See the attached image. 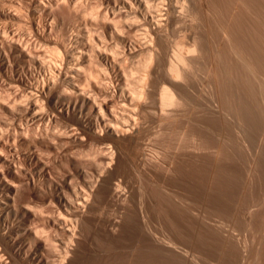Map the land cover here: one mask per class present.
<instances>
[{
  "label": "bare ground",
  "instance_id": "6f19581e",
  "mask_svg": "<svg viewBox=\"0 0 264 264\" xmlns=\"http://www.w3.org/2000/svg\"><path fill=\"white\" fill-rule=\"evenodd\" d=\"M214 249L264 264V0H0V264Z\"/></svg>",
  "mask_w": 264,
  "mask_h": 264
},
{
  "label": "rangeland",
  "instance_id": "374dc122",
  "mask_svg": "<svg viewBox=\"0 0 264 264\" xmlns=\"http://www.w3.org/2000/svg\"><path fill=\"white\" fill-rule=\"evenodd\" d=\"M243 169H244V173H246V175L249 177V178H252L254 175V169H253V167H251V168H249V167H247L248 165L247 164H249V163H247L246 161V158H244V154H243ZM246 164V165H245ZM247 167V168H246ZM209 168V167H208ZM201 168L200 169V171L199 170H197L192 176H191V180L192 181H195V183L198 185V186H200L201 188H207V186H209V182H211L212 181V185H211V190H209L210 191V194L211 193H213V194H207V190H205L206 191V195H204V197L205 198H210V197H212V199L213 198H215V199H213L214 201H219V202H224V203H232V201H233V198H234V188H236L235 186H236V182L233 180V179H229V178H227L226 176H227V174L228 175H230V174H233V170L232 169H230V168H227V167H219V168H216V171H212V169L211 168ZM247 170V171H246ZM212 171V172H211ZM211 172V173H210ZM223 172V173H222ZM228 172V173H227ZM203 173V174H202ZM211 174V175H210ZM249 174H251V175H249ZM213 175V176H212ZM202 176V177H201ZM205 176V177H204ZM201 177V178H200ZM243 177H244V175H243ZM210 178V179H209ZM217 180V181H216ZM222 180V181H221ZM226 180V181H225ZM202 181H203V183H202ZM205 182V183H204ZM214 182V183H213ZM203 184V185H202ZM214 184V185H213ZM206 185V186H205ZM229 185V186H228ZM205 186V187H204ZM219 186V187H218ZM244 186V185H243ZM215 187V188H214ZM226 187V188H225ZM176 190H179L178 192H180V193H183V194H185L186 192L184 191L185 189L183 188V187H180V188H177ZM216 191V192H215ZM231 191V192H230ZM230 196V197H229ZM224 197V198H223ZM230 198V199H229ZM227 199V200H226ZM229 200V201H228ZM198 205H200V204H198ZM201 206V205H200ZM199 206V207H200ZM204 210H203V209ZM207 207H203V206H201V209L202 210H200L203 214H204V212H205V209H206ZM207 210V212H205V215H209L210 213H209V211L211 210V209H206ZM212 211V213L211 214H213V215H211V217H210V219H211V221H213L214 220V222L216 221V223H220V225H222L223 224V226L224 227H226V229L227 230H229L230 232L232 231V234L236 237V238H239L240 236H239V234H241V238H239L240 240H243V227L241 228V226H243V225H241L242 223L240 222V221H236L234 218H230L228 215H226L227 216V218H226V216L225 215H222V214H220V213H217L216 211H213V210H211ZM217 213V214H219V215H215L214 213ZM220 218H219V217ZM221 216L223 217V219L221 218ZM225 216V217H224ZM215 217H218V219L217 218H215ZM213 218H215V219H213ZM220 219V220H219ZM228 219H229V221H228ZM233 219V220H232ZM219 220V221H218ZM226 220V221H225ZM230 224H229V223ZM235 222V223H234ZM218 223V224H219ZM229 224V225H228ZM232 224V225H231ZM235 225H237V226H235ZM240 226V227H239ZM235 228V229H233V228ZM164 230V231H163ZM162 230V228H161V230L159 229V232H160V234L162 233V235H164L165 233L164 232H167L165 235L166 236H170V232L169 231H167V230H165V229H163ZM235 230V231H234ZM238 230V231H237ZM163 231V232H162ZM234 232V233H233ZM238 236V237H237ZM181 247H183V246H181ZM194 254H195V257L197 258V260L199 261V263L200 264H231L229 261H227V259H225V255H223V252H221V251H219V250H217V249H214L213 250V254L211 253V254H205L204 252H202L201 250L200 251H196V252H194ZM221 254V255H220ZM204 255V256H203ZM215 257V258H214ZM205 262V263H204ZM148 263L149 264H155L151 259H149V261H148Z\"/></svg>",
  "mask_w": 264,
  "mask_h": 264
}]
</instances>
